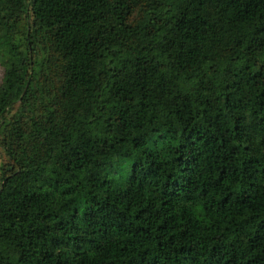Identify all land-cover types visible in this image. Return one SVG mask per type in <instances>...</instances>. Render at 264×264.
Segmentation results:
<instances>
[{
	"label": "trees",
	"instance_id": "trees-1",
	"mask_svg": "<svg viewBox=\"0 0 264 264\" xmlns=\"http://www.w3.org/2000/svg\"><path fill=\"white\" fill-rule=\"evenodd\" d=\"M0 264H264V0H0Z\"/></svg>",
	"mask_w": 264,
	"mask_h": 264
},
{
	"label": "rangeland",
	"instance_id": "rangeland-1",
	"mask_svg": "<svg viewBox=\"0 0 264 264\" xmlns=\"http://www.w3.org/2000/svg\"><path fill=\"white\" fill-rule=\"evenodd\" d=\"M2 72H3V70H2V67L0 66V78L2 76ZM1 162H2V157H1V153H0V164H1Z\"/></svg>",
	"mask_w": 264,
	"mask_h": 264
}]
</instances>
